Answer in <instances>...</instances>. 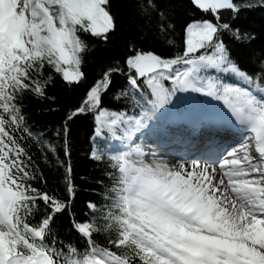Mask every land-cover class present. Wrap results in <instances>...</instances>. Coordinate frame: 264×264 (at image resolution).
Returning <instances> with one entry per match:
<instances>
[{
	"label": "snow or ice",
	"instance_id": "obj_1",
	"mask_svg": "<svg viewBox=\"0 0 264 264\" xmlns=\"http://www.w3.org/2000/svg\"><path fill=\"white\" fill-rule=\"evenodd\" d=\"M122 5L135 9L127 23L141 36L123 62L89 76L83 54L95 45L83 37L110 44ZM257 8L264 0H0V264H264V59L249 70L224 38L264 37V26L249 27ZM60 84L80 95L60 106L58 126L29 123L25 101L59 111ZM192 93L223 102L231 135L191 161L145 151L140 141ZM84 114L94 117L88 155L100 176L81 177L97 198L78 216L70 137ZM97 138L121 150L106 153ZM49 154L63 195L41 167ZM65 213L83 248L59 238Z\"/></svg>",
	"mask_w": 264,
	"mask_h": 264
},
{
	"label": "trees",
	"instance_id": "obj_2",
	"mask_svg": "<svg viewBox=\"0 0 264 264\" xmlns=\"http://www.w3.org/2000/svg\"><path fill=\"white\" fill-rule=\"evenodd\" d=\"M185 3L188 0H184ZM135 12L134 8L126 7L124 5L120 8V16L124 19L125 25L121 30L112 38L111 43L105 45L102 41L93 37L90 34L84 35V39L89 42V45H95L91 51L85 52L84 59L86 64L82 68L89 76L99 71L98 64L106 63L112 60H121L125 58L127 52V44L129 41L138 39L141 33L138 32L135 26H129L127 21L130 16ZM227 15V14H225ZM249 19V27L260 33L261 27L264 26V9L257 8L247 13ZM179 32V28L177 29ZM226 42L233 50L234 56L239 58L243 63L242 66L248 67L249 70H253L255 65L260 59H264L261 56V48L264 47V37L255 40L251 44H244L238 41H234L229 37H224ZM179 40V36L176 37ZM160 45H156L159 48ZM171 51V49H168ZM122 82V78L117 76L114 79V83L119 86ZM60 98L59 105H52V107L59 108V111L47 113L43 109L48 107L42 101L37 99L29 98L25 101V112L29 114V123L35 122L36 125H46L51 129H54L60 123L62 119L61 105L71 106L73 102L79 99V91L74 89L64 90L63 84H60L56 89L53 90ZM105 106H110L113 109L118 108L119 104L107 102ZM94 117L89 114L81 115L72 125L70 147H71V159L73 163V176L75 183L79 186L75 202L73 204V211L78 216L86 215L85 202L88 199H96L97 197L92 193L91 189L94 187L89 180L81 179V177H89L98 179L100 176L99 168L94 165L92 159L89 158V150L91 147L90 139L94 133ZM54 136V133H53ZM58 151L61 159H64L63 149L58 143ZM50 164L41 163V167L48 179V187L50 190L55 191L59 189L61 195H63L62 180V169L55 167V159L49 154ZM111 181L105 180V184L111 187ZM39 186V185H38ZM60 224L58 229V235L61 240L66 243L71 242L79 248H83L84 241L80 240L74 232L68 231L69 219L67 213L59 218ZM98 242L103 243V234L96 237Z\"/></svg>",
	"mask_w": 264,
	"mask_h": 264
},
{
	"label": "bare ground",
	"instance_id": "obj_3",
	"mask_svg": "<svg viewBox=\"0 0 264 264\" xmlns=\"http://www.w3.org/2000/svg\"><path fill=\"white\" fill-rule=\"evenodd\" d=\"M190 96V100H192V104H191V106L192 107H197V105L195 104L196 103V100H195V98H194V94L192 93L191 95H189ZM195 108H190V110L194 113H196V115H199V112H197L196 110H195ZM226 112V111H225ZM224 112V113H225ZM177 128H181L182 130H185V128H187V127H184V125L183 124H181V126H179V125H177L176 126ZM173 128H175V127H173V126H171L170 128H168L169 130H173V131H175ZM171 134V133H170ZM156 135H157V137H156ZM208 136L209 134H204V132L203 133H201V139H204L206 136ZM224 135L225 136H229V131H227V130H225V132H224ZM211 136H214V135H210L209 137H211ZM148 138H149V140H151V139H154V138H158V134H157V132H152V133H150L149 135H148ZM166 141V140H168V139H166V138H164L163 139V141ZM175 140L173 139V141H171V142H174ZM170 142V141H169ZM145 145V151H147L148 150V148H146L147 146H146V144H144ZM169 155V154H168ZM164 158H166V159H164ZM162 159L164 160V161H166V162H169V163H171V162H173L174 160H178V158H176V157H174V156H163L162 157ZM179 159H181V158H179ZM193 160V159H192ZM188 161H191V160H188Z\"/></svg>",
	"mask_w": 264,
	"mask_h": 264
},
{
	"label": "rangeland",
	"instance_id": "obj_4",
	"mask_svg": "<svg viewBox=\"0 0 264 264\" xmlns=\"http://www.w3.org/2000/svg\"><path fill=\"white\" fill-rule=\"evenodd\" d=\"M195 95H198V97H201V98H203L202 96H201V94H197V93H194ZM188 96L189 95H187V96H185L184 98H182L179 102H178V104L177 105H180L181 104V102H183L184 101V99L187 97L188 98ZM209 99V98H208ZM210 100H211V98H210ZM204 102L205 103H211V102H208V100L205 98L204 99ZM217 104H219V105H222L223 104V102L222 101H215V102H213L212 103V105L213 106H211V104L210 105H208V106H206L207 108H212V109H217V107H218V105ZM190 108H195V107H192V106H190ZM220 108L221 109H225V107H224V105L223 106H220ZM218 110H219V108H218ZM225 111H223V113H224ZM222 113V112H221ZM98 139V138H97ZM147 148V147H146ZM151 150V149H150ZM148 151V150H147ZM161 158L163 157V156H160ZM164 159H166V158H164ZM179 160V159H178Z\"/></svg>",
	"mask_w": 264,
	"mask_h": 264
}]
</instances>
